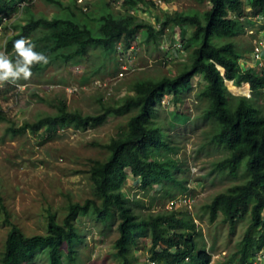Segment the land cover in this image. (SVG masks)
Segmentation results:
<instances>
[{
  "label": "trees",
  "instance_id": "obj_1",
  "mask_svg": "<svg viewBox=\"0 0 264 264\" xmlns=\"http://www.w3.org/2000/svg\"><path fill=\"white\" fill-rule=\"evenodd\" d=\"M15 1L0 0V19L2 13H12L16 9ZM44 1L60 6L63 14L37 18L31 10L33 3L25 5L26 23L15 21L17 23L12 27L18 31L8 36L5 43V51L13 62L16 59L14 43L21 38L30 40L35 45L34 50L48 58L47 64H35L32 73L42 72L58 59L79 63L95 47L116 55L120 40L124 39L129 46V42L144 31L148 41L154 40L159 45L162 39L171 38L175 28L179 27L184 48H190V53L188 61H184L175 75L139 79L132 92L117 102L103 103L99 113L72 110L67 100L59 97L53 104L54 113L13 129L14 132L27 129L56 132L60 127L84 130L102 123L111 114L128 115L127 129L103 145L109 152L107 158L91 165L93 197L84 203H71L62 220L52 213L45 234L27 235L21 227L7 220L12 228L1 257L2 264H31L41 253L47 255L49 264H75L76 244L81 239L77 226L80 214L93 215L105 223L118 220L119 237L113 248L119 264H147L146 260L139 262L135 255L142 243L148 247L149 257L165 264L197 261L207 264L211 255L203 248L195 251L198 244L193 235L196 229L193 219L185 214L180 216L175 210L141 215L134 210V206L141 205V200L129 197L124 190L129 169L141 179L140 186L145 191L150 188L162 190L168 184L178 185L181 193L190 191L188 181L177 176L182 167L176 156L178 146L173 141L170 126L180 123L183 117L185 121L190 118L187 111L179 113L177 109L182 93L194 82L200 87L197 96L207 100L203 115L212 126L209 142L227 152L214 162V170L231 176L241 174L242 177L241 181L217 194L205 209L211 220L222 213L232 226L244 215H251L241 244L228 257L229 260L239 254L242 259H247L263 247L264 106L256 103L253 95L234 94L227 83L229 87L234 85L238 92L248 93L251 89L256 96L264 94V70L245 67L241 58H251V55H248V49H240L235 40L238 34L245 32L247 25H254L253 17H264V0H197L209 2L210 7L204 11L177 10L163 20L156 16L153 22L140 17L124 18L110 10L91 16L88 12L90 2H87L88 9L84 10L77 0L73 5L62 0ZM100 1L103 5L109 2ZM141 3L150 5L152 2L124 1L125 6L132 8H140ZM73 7L79 8L86 17H92L95 25H91L88 19H79ZM156 21H161V28L156 26ZM166 28L170 31L166 32ZM259 29L264 30V23L259 24ZM250 46L253 50L252 43ZM170 51L179 54L178 48ZM166 57L173 58L172 55ZM164 98L175 107L169 111L168 120L159 118V105ZM4 119L6 116L0 107V122ZM170 194L172 198L176 197L174 193ZM187 258L190 260L186 261Z\"/></svg>",
  "mask_w": 264,
  "mask_h": 264
},
{
  "label": "rangeland",
  "instance_id": "obj_2",
  "mask_svg": "<svg viewBox=\"0 0 264 264\" xmlns=\"http://www.w3.org/2000/svg\"><path fill=\"white\" fill-rule=\"evenodd\" d=\"M62 1L73 5L75 0ZM90 4L88 12L91 16L93 13L99 15L105 10L119 14L120 8H116L111 2L103 5L100 0H93ZM209 7V2L175 0L172 12L191 9L204 11ZM73 9L79 19H88L91 25H95L96 21L92 17H86L79 8ZM31 10L37 18H52L64 12L57 4L44 0H36ZM9 15L8 27L4 30L5 34L0 36V51L5 54L7 37L18 31L12 25L17 20L26 23L25 10L17 9ZM120 15L125 16L123 13ZM250 28L258 30L259 22L247 25L245 32L235 37L240 49H248V55H252L250 44L258 37L256 33L250 34ZM137 42L134 69L125 74V78L113 88L104 89L93 85L96 79L106 80L121 70L115 53L107 54L101 47L91 48L79 63L58 59L48 64L42 72H33L30 79L19 80V86L6 83L0 87V107L6 116L0 122V264L6 239L12 228L7 220L17 224L27 235L45 234L52 213L62 220L71 203H84L87 198L93 197L89 171L91 165L94 161L107 158L109 152L103 145L127 129L128 115L111 114L102 123L84 130L60 127L56 132L46 129L14 132L13 129L27 121L35 122L41 116L54 113L56 109L53 104L59 97L65 98L72 110L99 113L103 103L117 102L127 92H132L137 80L175 75L184 61H188L190 48H186L184 53L179 51V54L168 52L154 40L148 41L145 31L138 35ZM170 45L173 47L172 43ZM166 55H172L173 58H167ZM241 61H246V68L254 65L253 60H244V57ZM76 65L80 69H76ZM71 83H79V91H68L67 87ZM52 85L54 86L51 87ZM227 87L236 95L255 96V102L264 106V94L256 96L251 91L238 92L234 85L229 87L228 83ZM199 89V85L194 82L182 93L177 111H187L190 118L185 121L184 114L180 123L170 126L173 141L178 146L176 156L180 158L182 167L177 176L188 181L190 191L181 193L178 185L171 184L162 190L150 188L145 191L141 189V179L135 177L129 169L124 190L129 197L141 200V205L132 204L134 210L141 215L175 210L180 216L185 214L187 218L193 219L196 224L193 235L198 244L195 251L203 248L211 257H219L216 258V264H224V259L238 250L250 224L251 215H244L232 226L222 213L211 220L210 213L205 209V205L217 194L241 181L242 177L241 174H222L213 168L214 162L222 159L227 152L223 147L209 142L212 126L203 115L207 100L197 96ZM172 109H175L173 104L163 101L159 105V118L170 119L169 111ZM166 190H170L176 197L185 196L183 200L186 197L193 199L191 206L182 201L179 205H173V208L169 207L172 197ZM77 226L81 239L76 244L75 264H119L113 248L119 237L118 220L105 223L93 215L80 214ZM142 246L135 251L139 262L145 261L149 255L148 247ZM31 264H49L48 257L41 253Z\"/></svg>",
  "mask_w": 264,
  "mask_h": 264
},
{
  "label": "built area",
  "instance_id": "obj_3",
  "mask_svg": "<svg viewBox=\"0 0 264 264\" xmlns=\"http://www.w3.org/2000/svg\"><path fill=\"white\" fill-rule=\"evenodd\" d=\"M33 0H20L19 1V6L23 7L25 4H27L28 2H31ZM93 0H77V2L79 4H81L83 6L84 10L88 9V4L87 2H90ZM111 3H113L115 5L116 8H120L119 14L123 13L125 16H123L124 18H132V17H140L143 19H146L148 21L153 22L155 20L156 16H159L161 20H163L166 15L172 13L173 11V2L175 0H148L151 1L152 3L150 5H146V4H140L141 7L140 8H132V7H127L124 5V1L126 0H107ZM118 6V7H117ZM241 19H244V17H241ZM253 19H255V22H259L260 23H264V17L260 16V17H253ZM156 26L158 28L162 27V23L161 21H156ZM169 28H166V32H169ZM250 34H258V37H255L253 39V50H252V55L251 58L249 57H244L245 59H249L254 61V65H250V66H254L257 70H264V30L263 29H258L255 30L254 28H250L249 30ZM170 43H172L173 47H170ZM160 47L165 49V50H169L171 48H178L180 52L184 53L185 52V48H184V41L183 38L181 36V30L179 27H176L173 33V36L169 39H162L160 41ZM138 48V42L137 39L132 40L129 42V46L127 45V42L122 39L118 42L117 44V52H116V56H117V62L120 66V71L116 73V75L109 77L106 80H101V79H96L94 81V86L98 87V88H104V89H109V88H113L114 86H116L117 84H119L121 82L122 79L125 78V74H127L128 72H130L131 70L134 69L135 67V52ZM247 61V60H246ZM244 61V62H246ZM76 69H80L79 65L75 66ZM54 85H52L51 87H53ZM79 83H71L70 85H68L67 90L70 92H77L79 91ZM127 93H130L127 92ZM163 101H167V103H169L168 98H164ZM162 101V102H163ZM184 197H175L170 199V205L169 207L173 208V205H179V202H186V204H188L189 206H191L193 199L187 198L185 200H183ZM264 218V215H263ZM216 256H212L211 260L207 263V264H216ZM190 259L187 258L186 261H189ZM147 264H165L162 261H159L157 259H152L151 257H147L146 259ZM224 264H264V245L263 247H261L260 249H258L257 251H255L249 258L247 259H242L240 256L229 260L228 257H226L224 259Z\"/></svg>",
  "mask_w": 264,
  "mask_h": 264
},
{
  "label": "clouds",
  "instance_id": "obj_4",
  "mask_svg": "<svg viewBox=\"0 0 264 264\" xmlns=\"http://www.w3.org/2000/svg\"><path fill=\"white\" fill-rule=\"evenodd\" d=\"M19 1L16 0L14 6L15 10L23 11L25 5L34 3L36 0L28 2L23 7L19 6ZM14 10V11H15ZM11 13H2L0 19V36L5 33V28L9 24ZM9 21V22H8ZM35 45L31 43L30 40L26 38H21L15 41L14 50L16 53V59L13 62L9 58L8 53L0 51V87L4 86L6 83L17 85V82L21 79L28 80L32 76L31 68L38 63L47 64L48 58L42 53H38L34 50ZM245 57V56H244ZM235 81V80H234ZM19 86V85H17ZM22 87V86H20ZM251 91V89L249 90Z\"/></svg>",
  "mask_w": 264,
  "mask_h": 264
}]
</instances>
